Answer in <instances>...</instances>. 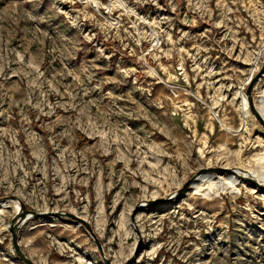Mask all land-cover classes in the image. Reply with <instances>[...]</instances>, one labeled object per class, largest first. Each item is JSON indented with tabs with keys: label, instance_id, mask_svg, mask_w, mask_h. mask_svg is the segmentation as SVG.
<instances>
[{
	"label": "rangeland",
	"instance_id": "obj_1",
	"mask_svg": "<svg viewBox=\"0 0 264 264\" xmlns=\"http://www.w3.org/2000/svg\"><path fill=\"white\" fill-rule=\"evenodd\" d=\"M263 62L264 0H0V264H25L17 199L82 216L115 264H264L244 181L134 214L205 167L264 173ZM19 234L37 264H107L70 218Z\"/></svg>",
	"mask_w": 264,
	"mask_h": 264
},
{
	"label": "water",
	"instance_id": "obj_2",
	"mask_svg": "<svg viewBox=\"0 0 264 264\" xmlns=\"http://www.w3.org/2000/svg\"><path fill=\"white\" fill-rule=\"evenodd\" d=\"M264 74V62L262 65V68L260 71L254 76H251V81L249 83V86L247 87L246 95L249 101L250 108L254 115L256 116L257 120L261 123V125L264 127V115L260 111V109L257 107V104L254 101V87L257 82V80ZM211 173L214 176L216 175H225V174H235L241 181H244L246 183H249L253 185L254 187L264 190V183L259 182L257 179H255L254 176H252L247 170L242 168H234V167H205L200 169L193 177H191L182 188L175 191L168 197H162V198H155L151 200H147L144 203H140L137 208L134 211V214L141 209H144L146 207H153L154 205L165 203L172 201L173 199L177 198L184 192H186L191 185L195 182L196 179L199 178L202 174ZM22 207V213L19 216H16L11 224V241L13 248L18 255V257L25 263V264H37L36 261L24 250L23 246L20 242V226L21 224L30 217H38V218H50V217H64V218H70L71 220L79 223L80 225H84L92 237L94 238L102 256L104 257V260L107 264H115L113 263L105 254L103 244L97 235L94 227L82 216L70 212V211H64V210H56V211H37L34 209H29L23 202H21L19 199H17ZM132 261V258H130L127 262L123 264H130Z\"/></svg>",
	"mask_w": 264,
	"mask_h": 264
},
{
	"label": "bare ground",
	"instance_id": "obj_3",
	"mask_svg": "<svg viewBox=\"0 0 264 264\" xmlns=\"http://www.w3.org/2000/svg\"><path fill=\"white\" fill-rule=\"evenodd\" d=\"M259 109L264 115V108L260 107ZM249 173L252 176H254L255 179H257L259 182H263L264 183V173H260L258 170H252V171H249ZM225 175L226 176L219 175L217 177V176H214L211 173L202 174L201 176H199V180H197L196 182L193 183V186L194 187H200L199 186L200 183H206V184H209V185L210 184L212 185V183H215L214 185L217 186L218 189H223V188L233 189L241 181L235 174H225ZM9 206H10V202L9 201H3V202L0 203V207H9ZM16 208H17V211L19 213L20 212L22 213V208L20 209L21 211L18 210L19 206H17ZM76 224L80 225L77 222H76Z\"/></svg>",
	"mask_w": 264,
	"mask_h": 264
}]
</instances>
